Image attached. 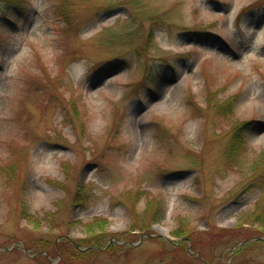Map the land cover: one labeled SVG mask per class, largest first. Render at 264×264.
Wrapping results in <instances>:
<instances>
[{"label":"rangeland","instance_id":"374dc122","mask_svg":"<svg viewBox=\"0 0 264 264\" xmlns=\"http://www.w3.org/2000/svg\"><path fill=\"white\" fill-rule=\"evenodd\" d=\"M261 153L264 0H0V264H264Z\"/></svg>","mask_w":264,"mask_h":264},{"label":"trees","instance_id":"16d2710c","mask_svg":"<svg viewBox=\"0 0 264 264\" xmlns=\"http://www.w3.org/2000/svg\"><path fill=\"white\" fill-rule=\"evenodd\" d=\"M238 146H239V149H240V144H238V145H231L229 148H228V151H227V156H228V158H231L232 157V154L233 153H235V154H237L238 152H239V149H238ZM264 160V153H261L260 154V157H259V159L258 160ZM263 208H264V203H263ZM257 218V221L261 224V223H264V218L262 219V218H259V217H261V215H257L256 216ZM149 227H147V229H148ZM225 233H228V231H226ZM175 235L178 237H180V238H182V240H186V241H190L191 243H192V249H193V246H194V242L193 241H195L194 239H192L193 237H192V234H185L183 231H180V232H175ZM182 242V241H181ZM178 247L180 246L181 247V243H179L178 245H177ZM195 250L197 249V247L196 248H194ZM197 253H199L200 255H201V253L200 252H197ZM192 258H196L197 259V257L195 256V255H193V257Z\"/></svg>","mask_w":264,"mask_h":264},{"label":"bare ground","instance_id":"6f19581e","mask_svg":"<svg viewBox=\"0 0 264 264\" xmlns=\"http://www.w3.org/2000/svg\"><path fill=\"white\" fill-rule=\"evenodd\" d=\"M162 231V230H161ZM162 232H164V231H162ZM165 233V232H164Z\"/></svg>","mask_w":264,"mask_h":264}]
</instances>
